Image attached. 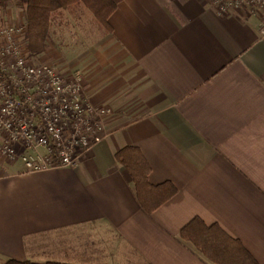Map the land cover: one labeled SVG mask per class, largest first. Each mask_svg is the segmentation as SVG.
<instances>
[{
  "label": "crops",
  "instance_id": "crops-1",
  "mask_svg": "<svg viewBox=\"0 0 264 264\" xmlns=\"http://www.w3.org/2000/svg\"><path fill=\"white\" fill-rule=\"evenodd\" d=\"M263 23L210 0H122L73 65L44 51L114 114L74 166L29 172L0 157V264H215L181 237L195 219L264 264ZM129 146L152 185L177 190L152 213L116 158Z\"/></svg>",
  "mask_w": 264,
  "mask_h": 264
},
{
  "label": "built area",
  "instance_id": "built-area-1",
  "mask_svg": "<svg viewBox=\"0 0 264 264\" xmlns=\"http://www.w3.org/2000/svg\"><path fill=\"white\" fill-rule=\"evenodd\" d=\"M211 3L222 12L257 9L264 18V0ZM28 33L25 21L0 26V157L21 161L29 172L71 167L103 138L114 109L90 100L81 72L33 56Z\"/></svg>",
  "mask_w": 264,
  "mask_h": 264
},
{
  "label": "trees",
  "instance_id": "trees-1",
  "mask_svg": "<svg viewBox=\"0 0 264 264\" xmlns=\"http://www.w3.org/2000/svg\"><path fill=\"white\" fill-rule=\"evenodd\" d=\"M14 0H0V10ZM122 0H17L27 13L29 26V51L38 57L45 49L55 16L73 6L84 5L93 15L97 25L112 31L109 18ZM118 162L132 176L138 199L147 212L152 213L172 198L177 190L170 184L154 186L150 183L151 167L140 148L129 146L116 154ZM181 237L191 241L215 264H247L237 244L220 227L208 226L200 219L193 220L181 232ZM237 246V247H236ZM239 249V250H238ZM3 264H66L59 262L35 263L8 260ZM256 264V263H252Z\"/></svg>",
  "mask_w": 264,
  "mask_h": 264
},
{
  "label": "rangeland",
  "instance_id": "rangeland-1",
  "mask_svg": "<svg viewBox=\"0 0 264 264\" xmlns=\"http://www.w3.org/2000/svg\"><path fill=\"white\" fill-rule=\"evenodd\" d=\"M7 21L27 22L26 10L17 0L0 10V26ZM103 31L106 28L96 24L93 15L84 5H75L55 16L50 37L45 44L50 57L45 59L40 55L39 60H51L59 67L73 65L77 51L85 46L90 47Z\"/></svg>",
  "mask_w": 264,
  "mask_h": 264
}]
</instances>
